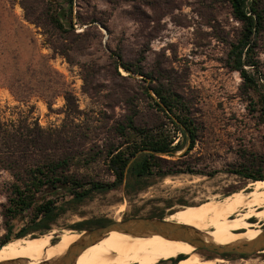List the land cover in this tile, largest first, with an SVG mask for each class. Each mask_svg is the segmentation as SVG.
<instances>
[{
    "label": "rangeland",
    "instance_id": "obj_1",
    "mask_svg": "<svg viewBox=\"0 0 264 264\" xmlns=\"http://www.w3.org/2000/svg\"><path fill=\"white\" fill-rule=\"evenodd\" d=\"M76 1L80 6L74 8V30L59 35L49 19L57 3L0 0V121L27 118L47 131L62 132L72 141L73 173L110 182L114 177L106 153L117 141L116 123L136 114L138 124L167 123L174 132L147 95L152 76L165 90L187 100L202 123L197 148L183 163H196L203 175L155 179L134 196H128L125 188L97 194L65 214L50 233H82L88 230L73 227L90 220L152 217L167 210L168 202L173 208L166 211L167 219L170 212L191 206L201 209L200 204L218 200L215 209L225 202L233 204L231 195L244 191L245 203L235 212L229 210L210 230L222 238L228 237L220 230L222 225L232 227V234L264 230V205L256 203L253 182L227 174L230 169L249 166L256 156L264 157L261 95H247L240 73L228 64L232 45L244 30L234 18L230 0ZM258 7L264 16V0H259ZM258 45V70H248L264 85V32ZM119 56L133 68L140 66L145 74L129 77L123 68L117 72ZM67 95L72 99L70 107ZM212 171L220 173L211 178ZM13 181L9 171L0 169V248L7 234L2 213ZM241 210L240 220L249 218L248 225L234 224ZM197 253L203 260L220 259L225 264H264L263 253L244 261L233 257L234 263L207 251Z\"/></svg>",
    "mask_w": 264,
    "mask_h": 264
},
{
    "label": "trees",
    "instance_id": "obj_2",
    "mask_svg": "<svg viewBox=\"0 0 264 264\" xmlns=\"http://www.w3.org/2000/svg\"><path fill=\"white\" fill-rule=\"evenodd\" d=\"M50 1L58 6L49 15L52 29L59 35L74 30V8L80 3L76 0ZM230 3L234 18L244 30L242 37L232 45L229 68L240 73L247 95L251 92L261 95L259 102L264 117V85L248 70H258L256 57L258 40L264 32V16L259 11V0H230ZM117 58V72L123 68L129 77L145 74L140 66L133 68L123 62L121 56ZM118 76L124 78L119 73ZM149 79L147 95L154 108L169 120L174 132L167 123L155 127L138 124L136 114L116 123L117 141L106 153L107 167L114 177L110 182L85 179L73 173L72 141L62 132L47 131L27 118L18 122L0 121V169L9 171L14 179L9 187L8 204L2 213L7 230L2 246L12 238L22 239L30 235L36 238L50 233L65 214L97 194L125 188L128 196H134L152 186L150 181L155 179L164 180L181 174L203 175L196 163H183V159L192 157L197 148L202 123L187 100L175 91L165 90L156 78L151 76ZM152 91L158 99L152 97ZM66 101L70 107L71 97L67 95ZM219 173L212 171L209 177L215 178ZM227 174L246 181L264 182V157L256 156L249 166L230 169ZM180 204L187 206L185 201ZM171 208L173 204L168 202L167 210ZM167 210L163 209L152 217L165 218ZM173 214L175 212H170L169 216ZM111 223L112 220H90L73 228L91 230ZM17 226L21 228L15 233ZM183 259L180 256L169 262L177 264Z\"/></svg>",
    "mask_w": 264,
    "mask_h": 264
},
{
    "label": "bare ground",
    "instance_id": "obj_3",
    "mask_svg": "<svg viewBox=\"0 0 264 264\" xmlns=\"http://www.w3.org/2000/svg\"><path fill=\"white\" fill-rule=\"evenodd\" d=\"M251 187L253 188L252 194L258 197L256 203L264 205V182H253ZM244 195L245 191L235 193L231 195L233 204L225 202L215 209L214 204L218 200L200 204L201 209L197 206L183 208L169 216L168 220L200 231L202 238L207 243L216 246L234 247L253 243L263 234L260 227L259 229H243L232 234V227L222 225L220 230L225 237L228 236L226 238L218 237L217 234H214V230H210L216 222L225 219L229 210L234 209L235 212L245 203ZM243 213L241 210L235 214V225L250 223L249 218L240 220ZM258 217L262 216L258 215ZM56 233L54 231L36 238L30 236L8 242L0 248V262L15 260L20 261L21 264L52 263L63 257L69 248L82 237V233H73L69 230L62 231L59 236H55ZM197 252L198 250L190 244L168 240L161 236L141 238L116 231L111 232L100 243L82 253L76 264H161L163 261L169 262L178 259L182 255L186 258L177 264L226 263L220 259L203 260Z\"/></svg>",
    "mask_w": 264,
    "mask_h": 264
},
{
    "label": "water",
    "instance_id": "obj_4",
    "mask_svg": "<svg viewBox=\"0 0 264 264\" xmlns=\"http://www.w3.org/2000/svg\"><path fill=\"white\" fill-rule=\"evenodd\" d=\"M116 231L141 238L161 236L168 240L190 244L198 251L203 250L218 256L230 254L251 256L264 252V230H262L263 234L261 237L253 243L234 247H222L207 243L202 238L200 231L171 222L167 218L136 217L115 221L104 227L84 231L82 232V237L69 248L63 257L52 263L42 262L40 264H76L82 253L100 243L111 232ZM182 257L185 256L182 255ZM0 264H21V262L13 260L0 262Z\"/></svg>",
    "mask_w": 264,
    "mask_h": 264
},
{
    "label": "flooded vegetation",
    "instance_id": "obj_5",
    "mask_svg": "<svg viewBox=\"0 0 264 264\" xmlns=\"http://www.w3.org/2000/svg\"><path fill=\"white\" fill-rule=\"evenodd\" d=\"M264 254V252H261ZM212 254V253H211ZM200 255V254H199ZM256 255H224V258L230 259L233 263L236 262L237 260H234L233 257H236L237 259H240L244 261L245 259H250L251 257H254ZM211 255H207L206 258L209 259ZM261 259H264V255L260 256Z\"/></svg>",
    "mask_w": 264,
    "mask_h": 264
}]
</instances>
